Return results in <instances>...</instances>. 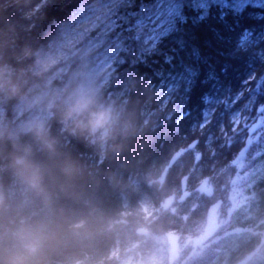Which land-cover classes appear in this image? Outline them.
I'll use <instances>...</instances> for the list:
<instances>
[{"label":"trees","instance_id":"16d2710c","mask_svg":"<svg viewBox=\"0 0 264 264\" xmlns=\"http://www.w3.org/2000/svg\"><path fill=\"white\" fill-rule=\"evenodd\" d=\"M97 1L0 0V264H264V0L184 1L154 37L165 2L134 0L143 35L137 45L130 31L117 36L86 100L58 94L34 128L11 125L44 84V49ZM185 43L195 46L194 80L190 54L176 47ZM101 112L109 123L92 134L85 126ZM17 146L43 166L44 195L9 166ZM66 162L78 168L72 177ZM206 178L211 197L199 191ZM217 201L215 237L171 263L166 234L198 236Z\"/></svg>","mask_w":264,"mask_h":264},{"label":"rangeland","instance_id":"374dc122","mask_svg":"<svg viewBox=\"0 0 264 264\" xmlns=\"http://www.w3.org/2000/svg\"><path fill=\"white\" fill-rule=\"evenodd\" d=\"M161 1L165 2L164 7L155 12L156 5H154L153 9L154 22L158 24L153 29V37L158 35L157 28L167 21V17L171 16L181 3L188 0ZM198 1L193 0V3ZM242 1L253 0H238L240 3ZM135 3L134 0H98L65 22L56 40L44 49L40 65L44 84L38 92L35 91L21 102L11 125L34 128L49 106L50 101L47 100L58 94L68 95V91L74 90V94L86 100V96L94 89L102 75L109 71L114 60L109 51L110 45L122 32L128 33L131 19L134 17H139L136 18L138 21L142 19L139 15L140 10H134ZM144 8L140 7V9ZM151 8L153 6L150 10ZM137 23L144 25L143 21ZM74 82H77L75 87L70 89ZM2 130L3 120H0V133Z\"/></svg>","mask_w":264,"mask_h":264},{"label":"clouds","instance_id":"9594fccd","mask_svg":"<svg viewBox=\"0 0 264 264\" xmlns=\"http://www.w3.org/2000/svg\"><path fill=\"white\" fill-rule=\"evenodd\" d=\"M86 107V104L78 105L77 107L70 109L66 114V119L74 120L76 116ZM109 114L101 112L93 114L88 125L85 127L95 134L97 130L104 128L109 123ZM35 134L38 139L43 141L44 145L49 149L53 150V144L47 140L46 133L42 126H38L35 129ZM16 173V175L31 188H33L37 194L44 195L43 188V172L44 168L41 164L37 163L32 159L31 149L28 147L17 146L16 152L11 156L10 165ZM63 171L72 177L78 172V168L72 162H66ZM11 264H22V259L13 257Z\"/></svg>","mask_w":264,"mask_h":264},{"label":"water","instance_id":"95a60500","mask_svg":"<svg viewBox=\"0 0 264 264\" xmlns=\"http://www.w3.org/2000/svg\"><path fill=\"white\" fill-rule=\"evenodd\" d=\"M260 120H258L250 129V133H254L256 127L259 125ZM209 179L206 178L200 185V191L207 195L212 196L213 195V188L210 186L208 187ZM220 201H217L215 204H213L211 207H209L207 216H206V225L203 233L199 235L198 237H194L192 239H188L186 241V244L192 243L194 247H199L208 242L210 239L214 237L216 232L219 229V215L218 211L220 208ZM172 205V199L168 198L163 205L165 209H169ZM168 243H169V252L168 256L171 262L177 260L179 258V241L180 237L173 234V233H167L166 235Z\"/></svg>","mask_w":264,"mask_h":264},{"label":"snow or ice","instance_id":"6c2138e0","mask_svg":"<svg viewBox=\"0 0 264 264\" xmlns=\"http://www.w3.org/2000/svg\"><path fill=\"white\" fill-rule=\"evenodd\" d=\"M128 31L132 32L133 35L131 37V40L133 41V43L135 45L138 44L139 40H140V37L142 35V32L144 31L143 29V26L141 24H138L136 21H135V17L132 21V24L129 26V28L127 29ZM167 37H161L160 38V42L162 43ZM177 49L178 50H187V52L190 54V62L188 63L187 65V72H186V76H187V79L189 80H194L196 78V62H195V56H194V48L195 46H189L187 43H185L183 45V47H181V45H176ZM137 54H138V50H137ZM139 56V54H138ZM255 76L253 77H250L249 80L247 81V83L249 81H251L252 79H254ZM261 86H264V80H260L259 81V84H256V89H258L259 87ZM242 95L241 94H238L236 97H234L233 99H238L240 98V96ZM212 100H209L208 102H211ZM261 111L264 112V108H261Z\"/></svg>","mask_w":264,"mask_h":264},{"label":"bare ground","instance_id":"6f19581e","mask_svg":"<svg viewBox=\"0 0 264 264\" xmlns=\"http://www.w3.org/2000/svg\"><path fill=\"white\" fill-rule=\"evenodd\" d=\"M251 129V128H250ZM249 132H250V130H249Z\"/></svg>","mask_w":264,"mask_h":264}]
</instances>
